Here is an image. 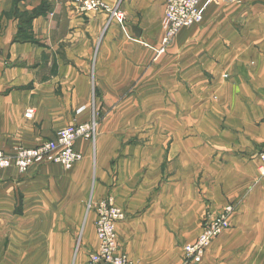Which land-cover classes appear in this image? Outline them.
<instances>
[{"label": "crops", "instance_id": "obj_1", "mask_svg": "<svg viewBox=\"0 0 264 264\" xmlns=\"http://www.w3.org/2000/svg\"><path fill=\"white\" fill-rule=\"evenodd\" d=\"M80 1L0 0V150L14 156L97 121L71 169L0 173V264H89L98 241L86 206L107 197L126 214L116 238L133 264H184L202 220L231 202L229 227L200 264H264L253 156L264 151V16L240 29L229 25L237 10L214 7L216 27L184 29L163 46L165 0H97L123 26ZM192 84L202 105L177 107Z\"/></svg>", "mask_w": 264, "mask_h": 264}, {"label": "built area", "instance_id": "obj_2", "mask_svg": "<svg viewBox=\"0 0 264 264\" xmlns=\"http://www.w3.org/2000/svg\"><path fill=\"white\" fill-rule=\"evenodd\" d=\"M230 2L234 0H222ZM213 0H165L162 19L163 46L173 40L185 28L202 22L207 8ZM82 11L103 12L108 17V24L116 21L123 26V14L115 7L109 8L97 0H82L78 2ZM162 52V50H160ZM34 110L28 108L24 118L32 119ZM97 121L93 117L86 123L68 126L57 132L55 138L32 149H21L14 156H9L0 150V173L9 168H15L20 174L27 173L31 168L44 164H58L69 170L81 160V154L76 150L78 140L94 142L96 138ZM261 162L260 177L264 181V152L257 155ZM87 212L95 214L94 229L98 241L96 250L89 253V264H133L127 253L122 250L116 238V226L125 219V213L118 208L112 197L97 202L87 203ZM235 207L225 206L219 214L207 217L202 222L201 232L197 239L182 248L186 264H199L207 248L229 227V222Z\"/></svg>", "mask_w": 264, "mask_h": 264}, {"label": "rangeland", "instance_id": "obj_3", "mask_svg": "<svg viewBox=\"0 0 264 264\" xmlns=\"http://www.w3.org/2000/svg\"><path fill=\"white\" fill-rule=\"evenodd\" d=\"M258 3H260V5H264L263 1L264 0H257ZM220 4V5H219ZM222 4V5H221ZM224 6H227V9L224 8ZM214 7H219V11L222 12H231L233 10H235L234 12H236L237 10V15L235 16V19H231L230 20V24L229 25H233L235 28H249L250 23H252L254 20V16L257 14L259 15V13H261L260 15H262V17L264 16V8L262 6L254 8L253 6H251L249 3L244 2L243 0H234V1H230V2H223L222 0H213V2L211 3V5L207 8L203 20L202 22L193 25L189 28H196V27H203V28H213L216 27V20L214 18H207V12ZM251 7V8H250ZM238 18V19H237ZM233 21V22H232ZM232 23V24H231ZM253 24V23H252ZM188 29V28H185ZM184 30V29H182ZM181 30V31H182ZM180 31V32H181ZM179 32V33H180ZM178 33V34H179ZM177 34V35H178ZM177 37V36H176ZM241 37H243V35H241ZM198 84H192L191 86L187 85V90L190 91V93L192 94V97L188 100H190V102L188 100H184L183 98L180 99H176L175 100V105L177 107H184V106H192V107H200L203 103L202 99H200V97L198 96L200 94L201 88ZM207 88L206 91L208 92V101L215 102L216 101V97L215 95L211 94L210 90ZM206 96V95H205ZM196 97V98H195ZM161 104H162V100H161ZM261 152L264 151H257L253 156L257 158V155ZM258 159V158H257ZM260 162V161H259ZM261 164V162H260ZM261 167V166H260ZM259 176H260V168H259ZM261 178V177H260ZM227 205H231V206H236L235 203L231 202L228 203ZM225 205V206H227ZM87 207V206H86ZM87 211V208H86ZM125 213V212H124ZM125 218H126V214H125ZM207 218V217H206ZM204 218L202 220V222L206 219ZM125 220V219H124ZM123 222V221H122ZM202 222H201V226H200V232H201V227H202ZM199 232V234H200ZM198 234V235H199ZM220 236V235H219ZM198 237V236H197ZM197 239V238H196ZM215 240V239H214ZM213 240V241H214ZM211 245V244H210ZM185 246V245H184ZM183 246V247H184ZM182 247V248H183ZM209 248V247H208ZM207 248V249H208ZM182 252V251H181ZM206 252V251H205ZM205 254V253H204ZM201 262V261H200ZM183 263H185L184 257H183ZM200 264V263H199Z\"/></svg>", "mask_w": 264, "mask_h": 264}, {"label": "trees", "instance_id": "obj_4", "mask_svg": "<svg viewBox=\"0 0 264 264\" xmlns=\"http://www.w3.org/2000/svg\"><path fill=\"white\" fill-rule=\"evenodd\" d=\"M17 42H19V43H23V42H25V40H23V39H21V38H17Z\"/></svg>", "mask_w": 264, "mask_h": 264}]
</instances>
